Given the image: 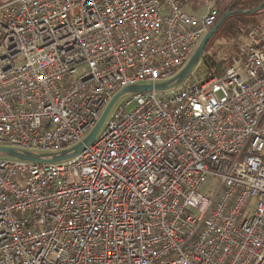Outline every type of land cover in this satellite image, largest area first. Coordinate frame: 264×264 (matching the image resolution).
Masks as SVG:
<instances>
[{"label": "built area", "instance_id": "2783aa9c", "mask_svg": "<svg viewBox=\"0 0 264 264\" xmlns=\"http://www.w3.org/2000/svg\"><path fill=\"white\" fill-rule=\"evenodd\" d=\"M185 1L0 5V147L51 160L175 78L218 17ZM194 70L69 159L0 158V264H264V22Z\"/></svg>", "mask_w": 264, "mask_h": 264}, {"label": "trees", "instance_id": "16d2710c", "mask_svg": "<svg viewBox=\"0 0 264 264\" xmlns=\"http://www.w3.org/2000/svg\"><path fill=\"white\" fill-rule=\"evenodd\" d=\"M212 8L217 9L218 17L214 28L222 19L224 14L233 12L226 21L222 24L219 30L211 38L217 40L211 45L209 41L207 48L212 46V54L204 53L201 60V65L204 67L207 75L213 69H220L224 64L236 54L238 45L243 36L250 32L253 28L264 22V8L255 13H248L251 10L257 9L264 0H208ZM200 2V0H199ZM198 0H186L185 7L190 9V13L197 15ZM222 58L220 62L219 59Z\"/></svg>", "mask_w": 264, "mask_h": 264}, {"label": "water", "instance_id": "95a60500", "mask_svg": "<svg viewBox=\"0 0 264 264\" xmlns=\"http://www.w3.org/2000/svg\"><path fill=\"white\" fill-rule=\"evenodd\" d=\"M263 8H264V3L261 4L257 9L251 10L248 13H255V12L262 10ZM232 13L233 12L229 11L226 14H224V16L219 21V23L214 28H212L208 32V34H206V36L202 39L200 45L196 49L195 53L193 54L188 65L175 78H173L172 80H170L164 84H161V85H156V86L135 85V86L127 87L124 90H122L121 92H119L113 98V100L110 102V104L107 106V108L105 109V111H104L101 119L99 120L97 126L90 133V135L87 137V139L84 141L83 144H80V145L76 146L75 148L69 149V150L65 151L62 155H60L56 158H53L51 160H44L42 158L44 156H38V155L30 154V153H24L23 154V153H20L16 150L4 148V147H0V153L5 154L7 157H10V158H17V159L26 160V161H35V162H39V161L52 162L53 161V162H58V161H63V160L69 159V158L77 155L78 153L83 152L86 149V147H88L89 145H91L95 141L96 137L98 136L100 130L102 129V127H103V125L107 119V116L109 115V113L112 110L116 101L121 96H123L125 94H129V93L130 94L131 93H143V92H149L152 90H167L169 88H172V87H175V86L181 84L189 76V74L192 72V70L200 63V60L205 53V49H206L209 41L211 40V38L215 35V33L219 30V28L222 26V24L226 21V19Z\"/></svg>", "mask_w": 264, "mask_h": 264}, {"label": "rangeland", "instance_id": "374dc122", "mask_svg": "<svg viewBox=\"0 0 264 264\" xmlns=\"http://www.w3.org/2000/svg\"><path fill=\"white\" fill-rule=\"evenodd\" d=\"M9 1H12V0H3L2 2H0V5L8 3ZM198 2H199V0H198ZM210 3L211 2L208 1V0H200V2L198 4V9L199 10H198V12H196L197 15L204 14L209 8H212ZM188 10L190 11L189 8H188ZM216 41L217 40H215V38L211 39V45L213 43H215ZM211 45L209 46V48L205 49V53L212 54V52H211L212 46ZM194 69H195L194 71L197 73V75L199 77H203L204 76L205 70H204V67L201 65V63H199ZM130 95L131 94L129 93V94H125V95L121 96L116 101V103L114 104L110 114L111 115L114 114L118 110L119 106H121L122 104H125V100L128 99L130 97ZM133 109H134V106H131L129 108H126L125 111H126V113H130V112L133 111ZM104 128H105V125L103 126L102 131L104 130ZM32 152H34L36 155H52L53 154V153H49V152H38V151H32ZM0 158H8V157L5 154L0 153Z\"/></svg>", "mask_w": 264, "mask_h": 264}]
</instances>
